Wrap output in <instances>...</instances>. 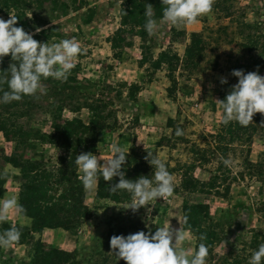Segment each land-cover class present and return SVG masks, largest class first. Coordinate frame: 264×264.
<instances>
[{
	"label": "rangeland",
	"instance_id": "obj_1",
	"mask_svg": "<svg viewBox=\"0 0 264 264\" xmlns=\"http://www.w3.org/2000/svg\"><path fill=\"white\" fill-rule=\"evenodd\" d=\"M61 1L70 0H47L55 8ZM77 3L82 5L78 12L70 10L66 17L54 21L63 34L54 43L62 39L80 43L83 53L75 61L79 67L78 83L54 79L51 85L43 83L45 91L37 93L41 95V103L47 104L51 100L47 94L51 93L60 94L68 106L85 100L107 102L112 113L105 123L111 128L103 131L132 133L129 151L132 146L140 151H155L174 177V194L133 212L127 209L134 203L131 196L123 203L95 199L97 185H94L91 190L85 189L90 216L81 225L68 231L45 229L33 234L23 245L0 248V264H28L33 247L38 244L72 252L74 264H116L117 258L110 253L111 237L140 231L154 234L168 224L183 229L185 216L207 221L204 225L210 224L211 218L219 224L218 238L207 264H227L226 260L237 256L249 260V245L254 240L264 244V114L256 113L247 126L235 121L223 125L217 101L224 100L237 83V78L231 75L233 70L246 74L258 70L264 76V6L260 0H214L212 11L197 24L165 26L160 39L147 35L143 48L140 39L129 30L118 33L120 0H77ZM87 15L91 16L89 24L84 22ZM191 33H199L203 38V61L198 66L186 67L182 60ZM112 37L121 45L117 50L119 57L111 49ZM221 78L227 84L222 85ZM122 83L139 86L134 100L126 96V88L119 87ZM112 91L121 92V98H115ZM42 117L39 114L36 119ZM73 117L87 124L89 112L62 113L66 123ZM176 128L183 129L184 134L175 136ZM99 134L94 155L102 154L101 161L105 163L111 158L109 146L113 142H100ZM37 150L50 157L51 162L65 152L52 145L40 148L28 142L18 153L30 159ZM15 151L10 136L0 133V199L19 193V184L14 180L18 170L3 158ZM222 158L229 160L230 165L226 166ZM143 160L144 170L148 171L151 166L146 157ZM78 175H81L79 168ZM193 177L198 184H188ZM5 222L20 227L31 224L29 219L19 224L13 213ZM221 242L226 246L225 255L222 249L216 250ZM195 244L196 237L190 233L185 246L194 249ZM117 264L125 262L119 260Z\"/></svg>",
	"mask_w": 264,
	"mask_h": 264
},
{
	"label": "trees",
	"instance_id": "obj_2",
	"mask_svg": "<svg viewBox=\"0 0 264 264\" xmlns=\"http://www.w3.org/2000/svg\"><path fill=\"white\" fill-rule=\"evenodd\" d=\"M120 2V29L118 33L129 30L133 36L140 39L141 48H143L147 38V33L144 30L146 5L150 4L153 7L157 19L162 17L164 6L161 0H120ZM217 4L220 5V3ZM81 8L82 5L77 3V0L58 2L56 8L50 5L47 0H0V18L7 20L9 16L18 17L16 26L32 33L33 38L38 42L51 45L55 40L63 37V34L59 32L60 25L55 24L54 21L58 20L59 17H66L70 10L78 12ZM224 10L226 16H229V11L226 8ZM84 22L89 24L91 16L87 15ZM37 28L41 29L39 33H36ZM110 43L114 56L119 57L117 50L121 48V45L117 43L115 37H112ZM203 53L204 44L201 34L191 33L182 65L186 67L200 65L203 61ZM161 55L166 56L165 53H161ZM175 59L180 60L178 57ZM12 63L15 62L11 60L10 56H5L0 60V72H7ZM78 71L79 67L75 66L66 83H78ZM7 75V73H0V77H7ZM42 82L51 85L55 81L50 77ZM170 82L175 83L172 79ZM87 84L97 85L89 82ZM119 87L127 89L126 96L130 100H134L140 91L137 84L122 83ZM0 89L9 90L6 83L0 85ZM112 92H114L115 98H121V92ZM167 92L171 98L172 94L169 88ZM0 95H2V91H0ZM54 96L52 93L47 94L48 99H51L47 101V104H42L41 95L37 94L24 96L18 102L0 104V133L8 134L10 141L15 144L16 148L11 156L3 158L7 159V164L14 165L18 170V175L14 180L19 184V203L25 208L27 217L31 221L29 227L11 225L7 222L0 223V233L12 227L19 228L21 237L16 245L27 243L33 234L41 233L45 229L71 230L81 225L83 220L90 216L89 208L85 204V188L79 179L78 166L75 161L79 154L89 152L94 154L96 152L98 133L111 128L105 123V120L112 113V110L109 108V104L104 101L85 100L82 103L76 102L68 106L60 94ZM64 110H68L74 115L82 110H87L89 112L88 123H84L78 117H73L71 122L66 123L62 120ZM39 114L43 115L40 120L36 119ZM101 114L106 115L101 116ZM28 142H33L40 148L44 145H52L55 148L63 149L65 152L59 155L54 162H51L50 157H47L40 150H37L34 158L25 159L19 156L18 149ZM194 148L203 153L206 152V150H201L198 147ZM147 153H151L157 158L155 151H140L132 146L122 168L125 179L136 180L140 176L153 177L154 169L150 167L148 171L144 170L146 163L143 159L147 157ZM194 154L198 155V153ZM51 164L53 165L51 166ZM118 182V177H114L112 181H104L100 175L95 199H110L116 203L129 200L130 194L127 192L110 190ZM188 182L190 185L199 183L194 177L190 178ZM187 218L188 224H183V230L190 229V233L196 237L194 249H197L199 243L203 242L208 246L210 254L218 238L219 224L212 218L209 220L210 224L207 225H204L207 221L202 219ZM200 236H204L205 240H199ZM259 246L255 240L249 245L250 256L253 251L258 250ZM33 249L34 252L29 256L28 264H74V257L70 251L44 247L40 244L34 245ZM244 261L248 262L246 257L242 259L237 256L225 262L227 264H243Z\"/></svg>",
	"mask_w": 264,
	"mask_h": 264
},
{
	"label": "clouds",
	"instance_id": "obj_3",
	"mask_svg": "<svg viewBox=\"0 0 264 264\" xmlns=\"http://www.w3.org/2000/svg\"><path fill=\"white\" fill-rule=\"evenodd\" d=\"M163 14L160 19L155 18L153 7L146 5L144 16L146 22L144 30L149 37L160 39L162 29L165 26L182 27L195 25L199 19L212 11L214 0H161ZM264 6V0H260ZM18 17L9 16L7 20L0 18V60L10 56L15 63L10 64L7 77H0V85L6 83L8 91H2L0 104L21 101L24 96H34L38 92H44L43 80L53 78L64 82L75 67V61L83 49L75 39H62L57 43H40L33 38L32 33L26 32L17 25ZM41 29L37 28L36 33ZM231 75L237 78V83L231 87L229 94L222 101H217L222 111L221 124L238 122L241 126L252 123L256 113L264 114V76L257 71L245 73L243 70H233ZM220 83L227 84V80L221 78ZM184 134L183 129L176 128L175 136ZM111 158L98 166L96 155L82 153L77 155L76 165L80 170V181L83 187L91 190L97 185L99 176L104 181H112L114 177L119 182L111 187V191L122 190L130 194L134 203L127 209L135 212L140 207L149 205L150 202L162 198H169L174 194V177L169 172L166 163L147 153V161L154 169L152 178L140 176L136 180L125 179L122 168L125 165L127 153L118 143L110 146ZM223 159V158H222ZM228 166L230 161L223 159ZM13 213L20 223L28 217L25 208L19 203L16 195L7 199H0V223L8 220ZM184 224H188L187 216ZM189 230L159 227L154 234L149 231L137 232L127 236H113L110 238V253L125 264H207L209 255L208 246L201 242L197 249L185 246ZM21 231L12 227L0 233V248H9L20 241ZM204 241L205 237L200 236ZM225 244L220 243L217 251L223 250ZM248 264H264V244H260L258 250L253 251Z\"/></svg>",
	"mask_w": 264,
	"mask_h": 264
},
{
	"label": "crops",
	"instance_id": "obj_4",
	"mask_svg": "<svg viewBox=\"0 0 264 264\" xmlns=\"http://www.w3.org/2000/svg\"><path fill=\"white\" fill-rule=\"evenodd\" d=\"M133 135L132 133L126 131L121 132H107V131H101L99 134V140L101 141H110L113 143H118L122 148L125 149V152L128 150V148L133 145ZM98 158V166H102L104 164L103 161H101V157H104L102 154L97 156ZM28 220V219H27ZM20 224V222H18Z\"/></svg>",
	"mask_w": 264,
	"mask_h": 264
}]
</instances>
